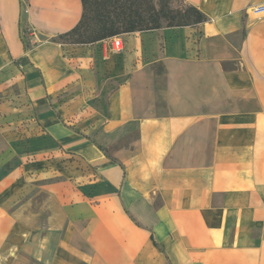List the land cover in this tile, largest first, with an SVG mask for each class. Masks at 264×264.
<instances>
[{"label": "crops", "instance_id": "obj_1", "mask_svg": "<svg viewBox=\"0 0 264 264\" xmlns=\"http://www.w3.org/2000/svg\"><path fill=\"white\" fill-rule=\"evenodd\" d=\"M183 1L115 50L0 0V264H264V0Z\"/></svg>", "mask_w": 264, "mask_h": 264}, {"label": "trees", "instance_id": "obj_2", "mask_svg": "<svg viewBox=\"0 0 264 264\" xmlns=\"http://www.w3.org/2000/svg\"><path fill=\"white\" fill-rule=\"evenodd\" d=\"M82 16L78 24L56 39L62 44H92L112 37L162 27H187L207 18L195 7L171 6L172 0H80ZM145 1V2H144ZM164 24V25H163Z\"/></svg>", "mask_w": 264, "mask_h": 264}, {"label": "rangeland", "instance_id": "obj_3", "mask_svg": "<svg viewBox=\"0 0 264 264\" xmlns=\"http://www.w3.org/2000/svg\"><path fill=\"white\" fill-rule=\"evenodd\" d=\"M144 2H145V1H144ZM154 2H156V0H154ZM171 6H173V7L176 8V9H184V8H185V5H184L180 0H172V2H171ZM163 25H164V24H163ZM28 34H29V31H28L26 28H24V29H23V35H25V37H26ZM119 47H120V45H119ZM68 166H69V168H68V171H69V179H70L75 185H79L78 183H80V182L77 181L75 175H74V174L71 175L73 172L77 171L79 168L77 167L76 164H73L72 159H69V160H68ZM73 170H74V171H73ZM79 170L84 172L83 169H79ZM86 172H88V170H85V173H86Z\"/></svg>", "mask_w": 264, "mask_h": 264}, {"label": "built area", "instance_id": "obj_4", "mask_svg": "<svg viewBox=\"0 0 264 264\" xmlns=\"http://www.w3.org/2000/svg\"><path fill=\"white\" fill-rule=\"evenodd\" d=\"M119 43H120L119 42V39H117L116 37H114L113 40H112V44H113V47H114L115 50L120 49L119 48Z\"/></svg>", "mask_w": 264, "mask_h": 264}]
</instances>
